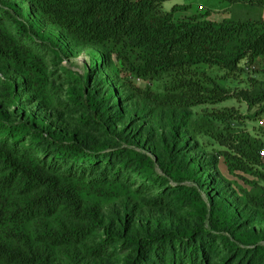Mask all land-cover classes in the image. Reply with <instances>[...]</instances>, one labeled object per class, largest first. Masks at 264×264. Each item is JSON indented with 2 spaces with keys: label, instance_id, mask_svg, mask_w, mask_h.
Masks as SVG:
<instances>
[{
  "label": "trees",
  "instance_id": "16d2710c",
  "mask_svg": "<svg viewBox=\"0 0 264 264\" xmlns=\"http://www.w3.org/2000/svg\"><path fill=\"white\" fill-rule=\"evenodd\" d=\"M22 1L27 12L17 2L0 4V62L15 65L33 83L50 85L44 58L49 48L61 50L30 20L31 15H37L78 43L100 46L105 52V63L113 62L115 76L124 77L126 82H131L129 77H167L162 96L132 87L154 104L193 107L237 98L249 109L254 108L255 114L264 113V18L228 17L214 21L207 19L209 11L179 18L175 16L179 5L163 8L168 0ZM258 59L263 80L254 91L231 92L199 68L207 65L231 76L243 70L242 62L249 67ZM60 70L81 81L77 88L65 91L66 101L86 110L85 118L92 123L103 125L99 100L85 90L89 72L79 75ZM7 81L6 93L15 99L17 84ZM219 115L222 119L234 116ZM27 136L31 142L45 146L35 149L31 143H23ZM217 139L225 148L221 156L229 170L247 171L263 166L264 143L260 139L246 132H230ZM154 165L150 157L127 148L103 151L71 137H57L46 129H37L30 121L9 122L0 111V235L25 242L30 237L22 228L28 222L66 209L89 223L59 230L44 228L37 238L52 244L80 241L102 226L97 211L82 206L81 195L125 188L137 179L136 190H156L154 202H162L176 192L175 196L192 203V208L202 212L204 218L188 231H161L129 239L132 255L125 264H264V248L254 249L256 257L244 252L239 258L234 242L224 235L216 237L218 232L229 230L233 222L231 216L215 207L211 197H206L205 202L197 190L181 184L184 177L176 167H169L161 176ZM170 177L177 188L169 189ZM163 183L167 186L162 187ZM105 235L107 240L113 237L107 230ZM223 250L226 255L219 259V251ZM0 260L10 264L44 262L40 254L21 251L1 240Z\"/></svg>",
  "mask_w": 264,
  "mask_h": 264
},
{
  "label": "rangeland",
  "instance_id": "374dc122",
  "mask_svg": "<svg viewBox=\"0 0 264 264\" xmlns=\"http://www.w3.org/2000/svg\"><path fill=\"white\" fill-rule=\"evenodd\" d=\"M4 2H17L28 11L22 0H0V4ZM174 4L180 6L175 13L179 18L206 11H209L207 19L214 21L228 17L264 18V0H168L163 8L169 10ZM30 20L61 50L49 48L44 58L50 85L33 83L15 65L0 62V111L5 113L7 121H30L37 129H46L57 137H71L87 147L103 151L127 148L145 154L154 161V169L161 176L169 167H176L184 177L181 184L197 190L205 202L206 197H211L217 209L227 217L231 216V228L218 232L217 238L224 235L234 242L239 258L244 252L250 257L255 255L254 249L264 248V164L247 171L229 170L221 156L225 148L217 139L218 135L225 136L230 132H246L264 143V113L255 114L254 108L249 109L237 98L193 107L154 104L138 95L132 87L162 96L167 77L155 80L129 77L131 82H126L124 77L115 76L113 62L105 63V52L100 46L78 43L37 15H31ZM259 61L249 67L242 62L243 70L231 76L207 65L199 68L231 92L239 89L254 91L263 80V75L258 72ZM60 69L79 75L89 72L85 90L99 100L103 125L92 123L85 118L86 110L66 101L65 91L77 88L81 81ZM7 79L17 84L15 99L6 93ZM219 113L234 116L222 119ZM23 139V143H31L35 149L45 146L31 142L29 136ZM138 185L136 179L125 188L109 189L102 194H82V206L95 209L102 226L80 241L52 244L37 238L44 228L59 230L89 223L66 209L50 216H36L28 222L22 228L30 237L25 242L2 235L0 240L21 251L40 254L44 262L35 264H125L132 255L129 239L161 231H188L204 218L202 212L192 208V203L175 196L176 192L162 202H154L156 190H136ZM167 185L169 189L177 188L171 177ZM167 185L163 183L162 187ZM106 230L113 235L110 240L105 238ZM218 246L221 250V245ZM225 252L219 251L218 258H223ZM0 264L10 263L0 260Z\"/></svg>",
  "mask_w": 264,
  "mask_h": 264
}]
</instances>
